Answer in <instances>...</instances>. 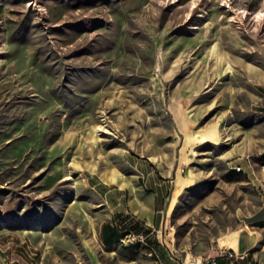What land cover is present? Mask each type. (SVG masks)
I'll return each instance as SVG.
<instances>
[{
    "label": "rangeland",
    "instance_id": "obj_1",
    "mask_svg": "<svg viewBox=\"0 0 264 264\" xmlns=\"http://www.w3.org/2000/svg\"><path fill=\"white\" fill-rule=\"evenodd\" d=\"M263 103L264 0H0V264H150L87 182L133 156L183 154L167 230L215 245L260 205Z\"/></svg>",
    "mask_w": 264,
    "mask_h": 264
},
{
    "label": "crops",
    "instance_id": "obj_2",
    "mask_svg": "<svg viewBox=\"0 0 264 264\" xmlns=\"http://www.w3.org/2000/svg\"><path fill=\"white\" fill-rule=\"evenodd\" d=\"M264 107V103L261 104ZM174 117L180 126L185 125L187 114L183 109H173ZM176 113V114H175ZM250 154L260 155L264 160V147L248 152L240 158V168L255 183L261 192L260 205L244 217L229 233L217 238L215 245L205 251L194 253L190 248H179L176 238L167 230V211L179 194L192 183L187 173H179L178 160L183 155L176 153L172 162L164 166L160 161L143 157L127 158L125 169L106 170L104 174H92L87 177L88 184L101 197L106 214L99 225V237L105 247L117 245L120 235L117 221H125L126 212L135 214L144 224L153 230L154 254L147 256L150 264H183L187 257L214 256L219 249H231L247 253L241 264H249L254 258L264 256V163L253 161ZM169 204V206L167 205ZM139 251L134 248H123ZM216 264H234L227 258H218Z\"/></svg>",
    "mask_w": 264,
    "mask_h": 264
},
{
    "label": "built area",
    "instance_id": "obj_3",
    "mask_svg": "<svg viewBox=\"0 0 264 264\" xmlns=\"http://www.w3.org/2000/svg\"><path fill=\"white\" fill-rule=\"evenodd\" d=\"M125 221H117L116 226L120 230L118 240H142L143 243H148L154 249L153 233L154 230L141 222L140 220H132V213L126 212ZM247 253L236 252L231 249H219L218 253L214 256L203 257H187L185 256L183 264H216L218 257L227 258L232 260L234 264H241V261L247 258ZM249 264H264V256L261 258H254Z\"/></svg>",
    "mask_w": 264,
    "mask_h": 264
},
{
    "label": "bare ground",
    "instance_id": "obj_4",
    "mask_svg": "<svg viewBox=\"0 0 264 264\" xmlns=\"http://www.w3.org/2000/svg\"><path fill=\"white\" fill-rule=\"evenodd\" d=\"M234 169L240 171L241 168L240 166H234ZM132 220H139L138 217L132 213ZM116 225V223H115ZM117 245H119L122 248H134L138 250L144 251L148 256H152L154 254V250L150 244L148 243H143L142 240H117Z\"/></svg>",
    "mask_w": 264,
    "mask_h": 264
},
{
    "label": "trees",
    "instance_id": "obj_5",
    "mask_svg": "<svg viewBox=\"0 0 264 264\" xmlns=\"http://www.w3.org/2000/svg\"><path fill=\"white\" fill-rule=\"evenodd\" d=\"M218 258H220V257H218Z\"/></svg>",
    "mask_w": 264,
    "mask_h": 264
}]
</instances>
